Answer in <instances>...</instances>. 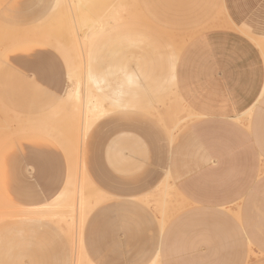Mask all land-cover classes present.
I'll use <instances>...</instances> for the list:
<instances>
[{
  "label": "rangeland",
  "instance_id": "374dc122",
  "mask_svg": "<svg viewBox=\"0 0 264 264\" xmlns=\"http://www.w3.org/2000/svg\"><path fill=\"white\" fill-rule=\"evenodd\" d=\"M213 29L264 41V0H0V264H161L160 195L102 190L85 134L129 108L134 74ZM251 214L243 264H264Z\"/></svg>",
  "mask_w": 264,
  "mask_h": 264
},
{
  "label": "crops",
  "instance_id": "0c3cea01",
  "mask_svg": "<svg viewBox=\"0 0 264 264\" xmlns=\"http://www.w3.org/2000/svg\"><path fill=\"white\" fill-rule=\"evenodd\" d=\"M262 47L232 29L199 34L173 66L170 57L134 74L129 109L117 100L85 134V168L90 160L102 190L160 195L161 264H243L249 253L251 207H264V181L253 183L264 159Z\"/></svg>",
  "mask_w": 264,
  "mask_h": 264
},
{
  "label": "bare ground",
  "instance_id": "6f19581e",
  "mask_svg": "<svg viewBox=\"0 0 264 264\" xmlns=\"http://www.w3.org/2000/svg\"><path fill=\"white\" fill-rule=\"evenodd\" d=\"M237 26H238V25H237ZM240 26H241V25H240ZM238 27H239V26H238ZM252 36H253V35H251L250 38H252ZM254 39H255V38H254ZM256 40H257V39H256ZM151 42H152V41H151ZM156 44H157V43H156ZM146 47H147V46H146ZM147 52H148V51H147ZM176 57H177V55H174V56L172 57V63H171L172 66L174 65L173 63H174ZM172 66H171V67H172ZM169 69H170V67H169ZM171 69H172V68H171ZM133 76H134V75H133ZM155 76H156V75H155ZM171 76H172V75H171ZM136 77H137V76H136ZM137 78H138V77H137ZM169 78H170V77H169ZM169 78H167V79H169ZM131 79H132V78H131ZM134 79H136V78H134ZM153 79L156 80V78H155L154 76H153ZM164 79H165V78H164ZM136 80H137V79H136ZM103 81H104V80H103ZM132 81H133V80H132ZM137 81H138V80H137ZM156 81H158V80H156ZM134 82H136V81H134ZM153 82H154V83H153L154 85L157 84V83H155V81H153ZM167 82H168V80H167ZM104 83H105V82H104ZM107 83H108V81H107ZM107 83H106V84H107ZM130 83H132V82L130 81ZM158 83H160V82H158ZM161 83H162V82H161ZM136 84H137V82H136ZM153 84H152V85H153ZM98 85H99V84H98ZM132 85H134V84H131V86H132ZM159 85H160V84H159ZM161 85H163V84H161ZM165 85H166V84H165ZM107 86H108V85H107ZM149 86H150L151 88H154V87H155V86L152 87L151 85H149ZM157 86H158V85H157ZM157 86H156V87H157ZM168 86H169V85H168ZM109 87H110V86H109ZM113 87H114V86H113ZM117 87H120V86H117ZM156 87H155V88H156ZM166 87H167V86H166ZM115 88H116V87H115ZM115 88H114V89H115ZM158 88H159V87H157L156 89H158ZM160 88H161V87H160ZM162 88H163V86H162ZM170 88H171V86H170ZM117 89H118V88H117ZM117 89H115V92L117 91ZM121 89H122V88H121ZM97 90H98V89H97ZM107 90H108V89H107ZM166 90H167V89H166ZM99 91H100V90H99ZM101 91H102V90H101ZM171 91H174V90H173V87H172V90H171ZM113 92H114V91H113ZM113 92H112V93H113ZM115 92H114V93H115ZM105 93H106V92H105ZM109 93H110V92H109ZM112 93H111V94H112ZM118 93H119V91L117 92V94H118ZM102 95H103V94H102ZM118 95H121V94H118ZM111 96L114 97V96H117V95H111ZM113 97H112V98H113ZM117 97H118V96H117ZM105 98H106V97H105ZM114 98H115V100H116V97H114ZM103 99H104V98H103ZM108 99H109V98H108ZM178 99H179V101H180V98H179V97H178ZM85 100H86V99H85ZM110 100H112V99H110ZM113 100H114V99H113ZM117 100H118V98H117ZM136 100H137V99H136ZM96 101H97V100H96ZM102 101H103V100H102ZM107 101H109V100H106V99H105V102H107ZM89 102H90V101H89ZM89 102H88V104H89ZM98 102H99V101H98ZM91 103H92V102H91ZM102 103H103V102H102ZM108 103H109V102H108ZM113 105H114V104H113ZM116 106H117V105H116ZM128 106H129V105H128ZM173 106H174V103H173ZM89 108H90V107H89ZM132 108H136V107H132ZM132 108H130V109H132ZM172 108H173V107H172ZM98 109H100V108H98ZM125 109H126V108H125ZM128 109H129V108H128ZM170 109H171V108H170ZM132 110H133V109H132ZM86 115H87V114H86ZM77 131H78V130H77ZM79 151H80V150H79ZM81 151H82V150H81ZM80 154H81V153H80ZM79 156H80V155H79ZM78 162H79V161H78ZM83 166H84V165H83ZM77 170H78V169H77ZM81 170H84V168L82 167ZM81 172H82V171H81ZM82 173H83V172H82ZM69 174H71V172H70ZM69 174H68V175H69ZM85 175H86V174H85ZM83 176H84V175H83ZM85 177H86V176H85ZM70 178H71V177H70ZM68 179H69V177H68ZM66 181H67V180H66ZM84 181H85V180H84ZM69 182H70V181L68 180V183H69ZM70 184H71V183H70ZM84 184H85V183H84ZM70 186H71V185H70ZM86 186H87V185H86ZM91 187H93V186L91 185ZM66 188H68V187H66ZM66 188H65V184H64V186H63L62 189L65 191ZM93 188H94V187H93ZM67 191H69V190H67ZM60 192H62V191H60ZM95 192H97V194H99V191H98V190H97V191L95 190ZM61 194L63 195V193H61ZM95 194H96V193H95ZM57 195H59V193H58ZM56 198H57V197H56ZM9 208H10V207H9ZM63 217H64V216H63ZM61 218H62V217H61ZM70 224H71V223H70ZM70 251H71V250H70ZM53 257H54V256H53ZM70 261H71V260H70ZM70 261H69V262H70ZM73 262H74V261H73ZM73 262H72V263H73ZM69 264H70V263H69ZM73 264H74V263H73Z\"/></svg>",
  "mask_w": 264,
  "mask_h": 264
}]
</instances>
